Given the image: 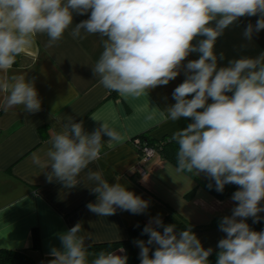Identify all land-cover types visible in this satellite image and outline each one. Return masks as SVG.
<instances>
[{"label": "clouds", "instance_id": "1", "mask_svg": "<svg viewBox=\"0 0 264 264\" xmlns=\"http://www.w3.org/2000/svg\"><path fill=\"white\" fill-rule=\"evenodd\" d=\"M74 13L90 15L73 27ZM257 15L255 25L249 23L243 33L249 40L264 30V0H0L4 108L22 105L27 113L41 110L34 81L8 75L38 34L48 36V47L70 28L74 39L84 38L82 30L98 34L103 51L93 74L105 89L125 99L168 85L183 69L186 78L172 93L175 103L161 110L160 116L192 122L173 133L171 139L178 145L176 165H169L167 171L175 182L174 177L188 181V174H205L220 193L225 185H237L231 215L219 221V230L226 235L218 241L216 264H264V230L254 231L246 222L249 217L259 222L258 213L264 212V52L255 58L229 60L222 67L214 52L226 28L240 17ZM197 37L203 38L193 43ZM191 53H199V58L184 64ZM224 58L220 53L219 59ZM105 135L109 148L127 139L108 122L88 133L83 121L68 117L48 141L50 146L32 154V163L43 170L49 183L55 180L65 188L76 187L80 173L100 158ZM87 179L94 183L90 190L97 200L86 207L98 216H111L117 209L143 214L149 207L148 200L119 182L110 184L100 171H88ZM176 227L165 225L159 214L150 219L143 228L147 241L134 242L141 264H210L213 248L206 249L191 226L181 231ZM80 232L77 223L58 234L61 247H51L47 264H127L123 247L91 254L85 241L93 237Z\"/></svg>", "mask_w": 264, "mask_h": 264}, {"label": "crops", "instance_id": "2", "mask_svg": "<svg viewBox=\"0 0 264 264\" xmlns=\"http://www.w3.org/2000/svg\"><path fill=\"white\" fill-rule=\"evenodd\" d=\"M88 15L90 13H74L73 27ZM258 19V15L240 17L217 38L214 52L218 56V67L227 66L232 59L255 58L264 52V30L254 33L251 40L243 35L246 26L255 25ZM70 31L71 28L52 47L47 46L46 34H38L33 46L18 56L9 70V76L23 75L34 81L41 100L39 112L27 113L22 105L5 110L3 95H0V249H27L38 264H47L52 259L51 247H61L58 234L77 223L81 224L80 235L93 237V240L86 239L85 244L94 245L123 240L128 227L138 222L149 223L158 214L162 218L172 211L194 226L216 222L213 228L192 230L206 249L211 247L214 251L218 241L226 235L218 225L223 216L231 215L236 204L231 197L238 186L218 200L190 175L188 181L174 177L175 182L167 171L169 165L174 167L172 163L158 153L142 161L131 141L142 133L155 140L171 138L175 131L192 122L191 118L171 121L160 116L161 110L175 103L172 93L186 78L183 69L168 85L157 86L140 98L125 99L105 89L93 74L92 67L103 51L101 37L82 30L84 38L74 39ZM202 38L197 37L193 43ZM220 53H224L223 60L219 59ZM199 55L191 53L184 64L198 59ZM68 117L77 123L83 121L88 133L108 122L127 136L122 144L113 148L107 146L109 138L103 136L105 143L100 158L80 173V183L73 188H65L55 180L49 183L43 170L31 160L34 152L50 146L48 141L61 130V123H67ZM137 165L145 170L144 175L135 171ZM88 171H100L110 184L119 182L148 200L146 212L131 214L117 209L107 217L90 212L86 205L95 203L97 194L90 190L94 183L87 179ZM198 178L207 176L200 174ZM261 205L264 206V200ZM33 228L39 234V250L32 249ZM133 245L141 264L140 249ZM150 248L151 256L155 246Z\"/></svg>", "mask_w": 264, "mask_h": 264}, {"label": "trees", "instance_id": "3", "mask_svg": "<svg viewBox=\"0 0 264 264\" xmlns=\"http://www.w3.org/2000/svg\"><path fill=\"white\" fill-rule=\"evenodd\" d=\"M134 139H138L141 146H147L152 148L154 154L158 153L163 159H166L174 166L176 165V152L178 149V145L170 137H164L160 140H155L151 138L147 133H142L137 137L131 139V141H133ZM136 150L139 153V149ZM188 175L193 177L198 184L203 186L210 194H212L218 200L224 199L229 194H231V192L236 188V185L228 184L225 185L224 191L220 193L215 190L214 181H212L209 177L205 179H200L194 173ZM210 183L213 185L212 188L208 187ZM192 193L193 192L189 193V195H191ZM258 215L262 218L259 222L253 223V218L251 217L247 218L246 221L249 224L250 228L254 231L264 230V212L258 213ZM161 219L163 220L165 225L175 224L177 226L176 227L177 231L187 229L190 226L192 230H203L207 228H213L216 225V222L213 221L207 226H194L188 223L180 215L172 211H169ZM147 224L148 223L146 222H138L126 229L127 236L125 239L90 245L88 250L97 254L100 251L116 252L119 250V248L123 247L126 250V255L128 256L127 264H140L137 255L135 253L133 244L136 240L148 239V235L143 234V228ZM31 240H32V249L39 250L40 239L36 228H33L31 231ZM218 251H219L218 248L215 249L212 255L209 257L210 264H216V260H217L216 253ZM0 264H38V263L32 258V256L29 254V251L27 249H17V250L0 249Z\"/></svg>", "mask_w": 264, "mask_h": 264}, {"label": "built area", "instance_id": "4", "mask_svg": "<svg viewBox=\"0 0 264 264\" xmlns=\"http://www.w3.org/2000/svg\"><path fill=\"white\" fill-rule=\"evenodd\" d=\"M132 144L133 146L136 148V149H139V157L142 161L148 159L149 157H151L153 154H154V151L152 148L150 147H147V146H141L140 145V142L138 139H134L132 141ZM135 171L139 174V175H144L145 174V170L137 165L135 167Z\"/></svg>", "mask_w": 264, "mask_h": 264}]
</instances>
